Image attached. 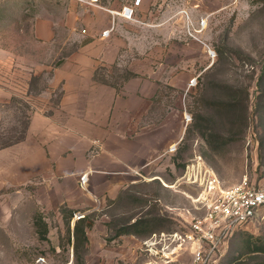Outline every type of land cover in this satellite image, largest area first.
<instances>
[{"label": "rangeland", "instance_id": "374dc122", "mask_svg": "<svg viewBox=\"0 0 264 264\" xmlns=\"http://www.w3.org/2000/svg\"><path fill=\"white\" fill-rule=\"evenodd\" d=\"M80 1L75 31L55 25L38 47L48 52V69L38 74L27 70L36 45L31 19L46 11L65 18L67 8L37 0L0 9V264H80L73 240L80 220L83 264H194L179 238L190 230L185 220L206 213L205 185L185 182L187 167L212 169L225 189L264 187V0H117L110 22L92 33L88 20L102 10L90 5L108 0ZM64 65H80L82 76L97 71L96 82L119 95L136 84L145 100L112 128L118 138L123 129L144 131L152 144L145 164L152 162L134 170L143 181L116 199L91 194L90 179L80 184L84 174L55 186L51 167H30V118L66 113L64 91L50 87ZM127 72L137 76L125 81ZM102 133L89 130L88 160L103 152ZM257 213L229 238L222 264H264V206Z\"/></svg>", "mask_w": 264, "mask_h": 264}, {"label": "crops", "instance_id": "0c3cea01", "mask_svg": "<svg viewBox=\"0 0 264 264\" xmlns=\"http://www.w3.org/2000/svg\"><path fill=\"white\" fill-rule=\"evenodd\" d=\"M33 1L37 0H0V9H16L17 3L20 2L26 3L22 8H27V4ZM66 1L62 0L61 6L58 7L59 10L67 8L65 18L46 11V15L40 14L31 19L35 33L33 41L36 45L30 50L32 61L27 68L28 72L38 74L48 69V52L38 47L48 44L53 38L55 25L64 24L68 29L75 31V22L79 18L76 14L81 1ZM90 6L102 10L96 20H88L91 33L96 31L95 27L109 23L110 15H114L111 9L119 7L117 0ZM69 19L73 22L68 24ZM50 81L51 88H62L64 91L60 104L66 113L57 112L51 116L41 113L30 118L26 137H35L28 143V149L31 147L32 153L30 167L34 170L42 166L49 170L51 167L54 179L51 183L55 186L68 183L78 174L88 173L90 184L94 187L90 189V193L104 194L112 199H116L120 191H128L130 186L143 181L140 176L134 175L138 174L134 170L151 164L152 161L145 164L146 154L149 152L146 149L152 147L151 141H146L143 137L144 131L128 134L124 129L120 131L122 136L118 138L113 135L112 128L114 125L117 127L121 120L127 119V115L124 116L126 118H121L123 114L130 116L144 106L145 100L139 95L137 85L126 84L119 95L115 89L94 81V70H90L88 76H82L80 65L56 68ZM92 129L103 131L97 139L103 144L104 150L97 157L88 160V145L95 142V139L88 135ZM94 173L101 175L92 176ZM122 195V202L130 200Z\"/></svg>", "mask_w": 264, "mask_h": 264}, {"label": "built area", "instance_id": "2783aa9c", "mask_svg": "<svg viewBox=\"0 0 264 264\" xmlns=\"http://www.w3.org/2000/svg\"><path fill=\"white\" fill-rule=\"evenodd\" d=\"M85 1L93 3L98 0ZM123 15L131 18L133 10L124 8ZM182 179L190 185L198 182L205 185L201 200L206 213L201 218L185 220L190 230L179 239L190 245L194 264H222L220 261L229 247V238L258 217V209L264 206V187L257 188L244 182L225 189L215 172L203 168L200 163L187 167ZM88 182L89 174L86 173L80 184L84 186ZM176 237L172 238L176 240Z\"/></svg>", "mask_w": 264, "mask_h": 264}, {"label": "trees", "instance_id": "16d2710c", "mask_svg": "<svg viewBox=\"0 0 264 264\" xmlns=\"http://www.w3.org/2000/svg\"><path fill=\"white\" fill-rule=\"evenodd\" d=\"M127 76L125 78V81H128L131 78L136 77L137 75L135 73L132 72H127ZM94 81H97V71L94 74ZM25 136V135H24ZM24 136H22L18 141L14 142V143H19L21 142V140L24 139ZM11 145V144H10ZM84 219V218H83ZM42 226V231L38 232L40 234V237L42 239H46L47 238V234H48V226L47 224L44 222V220L42 219L41 222ZM68 226H69V233H71L70 231V221L68 222ZM86 227L83 223V220L77 221L74 225V230H73V240H74V250H75V255L77 258V261H80V264H83L82 261L80 260L79 257V245L81 243V241H85L87 240V236H86V231H85Z\"/></svg>", "mask_w": 264, "mask_h": 264}]
</instances>
